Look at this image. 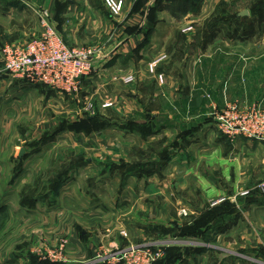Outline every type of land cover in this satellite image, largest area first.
I'll list each match as a JSON object with an SVG mask.
<instances>
[{
	"label": "rangeland",
	"instance_id": "1",
	"mask_svg": "<svg viewBox=\"0 0 264 264\" xmlns=\"http://www.w3.org/2000/svg\"><path fill=\"white\" fill-rule=\"evenodd\" d=\"M23 1L21 44L38 35L45 12L60 35L72 30L73 46L101 53L98 60L126 48L131 31L116 22L122 9L113 14L103 0L97 27L82 9L85 0ZM71 2L78 6L74 20L64 18ZM263 3L210 0L213 18L199 29L192 23L172 29L162 73L154 61L155 77L134 91L126 85L130 77L110 70L72 95L27 83L17 101L1 94L0 264H127L137 253L145 260L146 251L151 264H264V139L224 136L218 116L239 102L224 100V91L219 104L213 80L200 87L208 77L191 75L188 64L206 46L193 45V35H227L228 10ZM87 24L91 31L84 33ZM257 37L241 40L250 41L244 47L231 38L214 52H264L263 35ZM20 43L2 41L0 52ZM97 73L95 66L92 77ZM198 90L210 101L202 122L175 106ZM161 101L171 103L167 122L159 121ZM130 247L139 251L120 260L116 253Z\"/></svg>",
	"mask_w": 264,
	"mask_h": 264
},
{
	"label": "crops",
	"instance_id": "2",
	"mask_svg": "<svg viewBox=\"0 0 264 264\" xmlns=\"http://www.w3.org/2000/svg\"><path fill=\"white\" fill-rule=\"evenodd\" d=\"M32 1L40 3L39 0ZM85 1V7L82 5V9L87 11L92 17L93 15L95 16L97 24L95 27L101 25L100 17L102 18L103 16H101L100 13L103 14L102 12L105 11L104 5L101 3L103 1ZM257 1L258 0H255V2ZM251 2H253V0H251ZM70 5V14L68 13L69 16L67 15V17L65 15L64 18H72L74 20V15L71 16V13H75V9L78 6L72 5V2ZM168 5L169 0H123V8L121 13L117 15L119 19H116V22L119 24L121 31L127 28L131 31L129 35L123 39V42L125 41V44L127 43V49L121 46V49L118 48V52L108 55L104 61L102 59L98 60V57H103V55L99 53L95 58V66L102 70V73H97V76L95 75L94 78L92 77L93 75L84 77L81 81V85L87 80L97 82L98 76L104 75L103 72L105 71L110 72V70H113L112 72H114L117 70L124 75L123 78L130 77L129 83L126 85L131 91L136 90L137 87H140L142 84L145 85L152 80V77H155L156 73H162L159 70L161 68L160 66L164 60L167 59V47L165 52V47L163 45L174 43L173 37L169 34L172 29L176 28L179 24L186 25L188 23H192V25H190L192 28L197 27L199 29L202 23L208 22L210 18H213L214 5L210 4V0H202L197 11H188L184 15H179L177 12L173 15ZM47 6H50V3L47 4ZM24 9L23 0H0V44L2 41H11L16 44L22 42L23 19L25 16ZM244 10L247 11L248 14L239 15V13ZM228 12L229 16L226 17L222 25L225 30H228V36H220V34L218 35L213 31L209 36L196 33L191 37V43L196 47L204 44L206 46H202L201 52H198L199 49L198 51H194V55L196 56H190L192 57L190 62H188L191 67L190 74L193 76L195 74L196 76L201 75L208 77L205 83L202 84V81L199 82L200 87H208L209 84H211V80H213L211 85L215 87L217 96L221 93L217 98L219 104L220 102L222 104L221 96L224 91L227 93V97H225L224 100H234V102L237 101L239 104L246 105H251L253 103L264 104V52L257 51L254 54H245L243 52L232 53L231 51L218 54L214 52L216 45L220 42L224 44H233L234 40L238 39L239 46L243 45L244 47L245 44L250 42H242L241 40H245L244 38H258L257 36L261 35H263L264 38V25H262L263 27L260 25L264 21V3L261 5L255 4V6H250V8L247 6L242 8L239 7L233 9V11L228 10ZM75 16H77V14ZM248 24H252L254 27L250 32L246 30ZM8 26L14 28L11 29ZM82 31L84 33L91 31L89 24L83 26ZM71 35L72 30L68 28H65L61 34L65 43L73 46L69 42L71 40ZM182 39L186 42L189 38L183 36ZM258 44H260V42ZM231 46L232 45H230V47ZM217 59L222 61L225 67H218L216 63ZM109 63L110 65L108 66L107 64ZM151 63H156V73L152 71L154 66ZM220 75L223 77V82L219 87V85H215V79ZM113 77L111 76L110 79L112 80ZM117 77L119 78V76ZM166 81L167 78L164 84V87L167 89L170 82ZM103 82H107V80L102 76V84ZM25 83L27 82L22 79H15L7 75L0 76V97L2 96L1 94H4L3 96L6 97L9 96V98H11V95H15L14 99L17 101L19 96L21 97L24 94V89L29 91ZM118 83L123 84L119 81ZM27 84L35 85L30 83ZM31 90H33V88H31ZM201 91L202 90H198L197 94H193L191 91L190 94L192 95L186 103L182 104L178 102V104L175 105L177 108H182V113H184V115L186 113H191V115L195 117L194 120L198 122H202L201 120L204 114L209 110L210 105L209 100L207 102L203 99ZM170 104L171 103L167 104L166 101L160 102L157 113L161 112L162 117H160L159 121L164 119V121L167 122V119H165L167 118L166 109H169ZM153 114L154 115H151L153 119L158 118L154 112Z\"/></svg>",
	"mask_w": 264,
	"mask_h": 264
},
{
	"label": "built area",
	"instance_id": "3",
	"mask_svg": "<svg viewBox=\"0 0 264 264\" xmlns=\"http://www.w3.org/2000/svg\"><path fill=\"white\" fill-rule=\"evenodd\" d=\"M103 1L113 14L123 8L122 0ZM39 23L41 29L36 37L21 45L6 44L2 47L3 66L0 68V76L22 79L69 95L77 93L82 79L91 75L95 69V51L67 45L47 13H39ZM218 123L227 138L264 139V104L234 103L220 113ZM260 188L264 191V180ZM248 192L244 190L242 194ZM138 247H130L116 254L122 260L128 254L139 251ZM144 257L145 260L141 261L137 253V257L127 260L130 261L127 264H151L153 257L149 251L144 252Z\"/></svg>",
	"mask_w": 264,
	"mask_h": 264
},
{
	"label": "trees",
	"instance_id": "4",
	"mask_svg": "<svg viewBox=\"0 0 264 264\" xmlns=\"http://www.w3.org/2000/svg\"><path fill=\"white\" fill-rule=\"evenodd\" d=\"M201 1L202 0H169L168 8L173 15H175L176 12L179 15H184L188 11H197ZM107 65L109 66L110 63Z\"/></svg>",
	"mask_w": 264,
	"mask_h": 264
},
{
	"label": "water",
	"instance_id": "5",
	"mask_svg": "<svg viewBox=\"0 0 264 264\" xmlns=\"http://www.w3.org/2000/svg\"><path fill=\"white\" fill-rule=\"evenodd\" d=\"M247 14L248 13L245 10L239 13V15H247ZM21 155H22V151H20V153H19V156H21Z\"/></svg>",
	"mask_w": 264,
	"mask_h": 264
}]
</instances>
